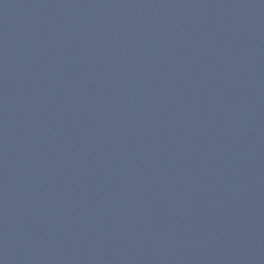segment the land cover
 I'll list each match as a JSON object with an SVG mask.
<instances>
[{"label":"water","instance_id":"obj_1","mask_svg":"<svg viewBox=\"0 0 264 264\" xmlns=\"http://www.w3.org/2000/svg\"><path fill=\"white\" fill-rule=\"evenodd\" d=\"M0 264H264V0H0Z\"/></svg>","mask_w":264,"mask_h":264}]
</instances>
